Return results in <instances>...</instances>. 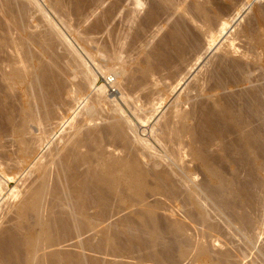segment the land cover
I'll return each instance as SVG.
<instances>
[{"label":"bare ground","instance_id":"6f19581e","mask_svg":"<svg viewBox=\"0 0 264 264\" xmlns=\"http://www.w3.org/2000/svg\"><path fill=\"white\" fill-rule=\"evenodd\" d=\"M41 1L0 0V264H264V0Z\"/></svg>","mask_w":264,"mask_h":264},{"label":"rangeland","instance_id":"374dc122","mask_svg":"<svg viewBox=\"0 0 264 264\" xmlns=\"http://www.w3.org/2000/svg\"><path fill=\"white\" fill-rule=\"evenodd\" d=\"M39 1H41V0H39ZM111 0H109L107 3L109 4V2H110ZM63 2L65 3V4H69L68 6H69V8H71V0H63ZM68 2V3H67ZM70 2V3H69ZM40 3H42L43 5H44V9L46 10V12L50 15V17H51V19L56 23V25L59 27V29L61 30V32H62V34L67 38V40L70 42V44L73 46V47H75L74 49H76L77 51H79L80 53H81V51H80V48L78 47V45L76 44V42H75V40H74V37L69 33V32H67V30L62 26V25H60L59 23H58V21H57V19L52 15V13H51V11L48 9V8H46L45 7V5L46 4H44L43 3V1H41ZM107 4V5H108ZM247 6L249 7V9H247V11H249L250 13L251 12H254L255 11V8L258 6V5H261V4H263V1H262V3H258V2H256V0H247ZM87 6V5H86ZM251 10V11H250ZM75 25H77V23L75 22ZM98 38H99V36H97ZM100 39V38H99ZM101 39H103V37L101 38ZM101 41V40H100ZM60 49V48H59ZM61 49H63L62 47H61ZM82 56H84V54L82 53ZM84 58H86L85 56H84ZM86 60H87V58H86ZM90 66L92 67V70H94V72H98L97 70H96V68H95V66H93L92 64H90ZM111 76H113V75H111ZM113 79V77H111V80ZM95 85H96V87H100V86H102V85H104L105 87H106V89H107V91L108 90H110V85H109V83L107 82V80L105 79V77L104 76H101V75H98L97 76V79H96V82H95ZM242 89V87L241 88H239L238 90L237 89H235V91H239V90H241ZM113 90V89H112ZM117 93V92H116ZM15 183H11V184H9V188L10 189H13L14 187H15ZM24 186H21V189L23 188ZM2 215V214H1ZM0 215V220H2L3 218H4V216L2 217ZM216 219V220H215ZM218 221V218L217 217H215L214 215H212V217H211V222H217ZM218 238V237H217ZM238 237H230V240H231V242H232V244L231 245H229L228 247L230 248V247H232V248H236V249H238L240 252H243V253H246V254H248L250 257H252V258H255L256 259V263L257 264H263V263H261L260 262V258L258 257H256L254 254H252L251 252H249L247 249H246V247H245V245L243 244V242L240 240V239H237ZM219 240H221L220 238H218ZM234 241H233V240ZM237 239V240H236ZM236 244H235V243ZM238 243V244H237ZM240 246H242V247H240ZM219 249H225V248H219ZM216 250V249H215Z\"/></svg>","mask_w":264,"mask_h":264}]
</instances>
